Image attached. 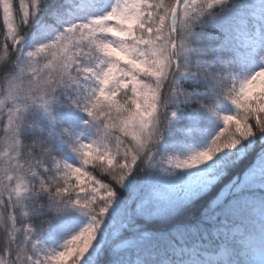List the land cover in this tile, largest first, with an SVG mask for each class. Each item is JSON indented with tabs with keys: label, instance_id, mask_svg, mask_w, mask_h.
Wrapping results in <instances>:
<instances>
[{
	"label": "snow or ice",
	"instance_id": "snow-or-ice-1",
	"mask_svg": "<svg viewBox=\"0 0 264 264\" xmlns=\"http://www.w3.org/2000/svg\"><path fill=\"white\" fill-rule=\"evenodd\" d=\"M0 264H264V12L0 0Z\"/></svg>",
	"mask_w": 264,
	"mask_h": 264
},
{
	"label": "trees",
	"instance_id": "trees-1",
	"mask_svg": "<svg viewBox=\"0 0 264 264\" xmlns=\"http://www.w3.org/2000/svg\"><path fill=\"white\" fill-rule=\"evenodd\" d=\"M244 3L249 6L250 10L253 9L260 4L264 5V0H244Z\"/></svg>",
	"mask_w": 264,
	"mask_h": 264
}]
</instances>
